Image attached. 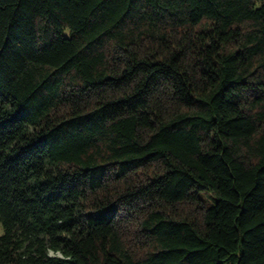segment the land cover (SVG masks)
<instances>
[{
  "label": "trees",
  "instance_id": "1",
  "mask_svg": "<svg viewBox=\"0 0 264 264\" xmlns=\"http://www.w3.org/2000/svg\"><path fill=\"white\" fill-rule=\"evenodd\" d=\"M0 264H264V0H0Z\"/></svg>",
  "mask_w": 264,
  "mask_h": 264
},
{
  "label": "rangeland",
  "instance_id": "2",
  "mask_svg": "<svg viewBox=\"0 0 264 264\" xmlns=\"http://www.w3.org/2000/svg\"><path fill=\"white\" fill-rule=\"evenodd\" d=\"M2 233V227H1V225H0V234Z\"/></svg>",
  "mask_w": 264,
  "mask_h": 264
}]
</instances>
